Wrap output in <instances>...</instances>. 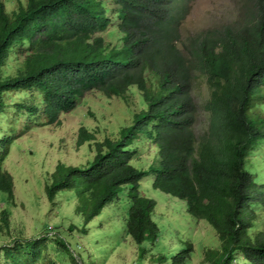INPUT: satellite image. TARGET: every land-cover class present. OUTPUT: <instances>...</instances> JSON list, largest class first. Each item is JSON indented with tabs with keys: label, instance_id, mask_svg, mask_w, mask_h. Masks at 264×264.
I'll use <instances>...</instances> for the list:
<instances>
[{
	"label": "trees",
	"instance_id": "trees-1",
	"mask_svg": "<svg viewBox=\"0 0 264 264\" xmlns=\"http://www.w3.org/2000/svg\"><path fill=\"white\" fill-rule=\"evenodd\" d=\"M191 2L18 0L8 12L0 0V127L4 120L9 128L0 132V201L14 204L4 161L17 146L19 119L37 129L38 123L59 124V115L89 92L131 96L128 120L78 128L75 147L91 152L89 161L59 163L42 177L48 213L73 201L71 214L81 217L84 237L108 207L123 208L119 229L99 233L105 242L111 237L113 247L132 246V264H188L191 240L168 244L170 223L159 229L156 201L140 190L150 176L152 189L184 202L189 217L213 231L212 246L199 247L203 264H264V166L254 159L264 160V0H242L237 23L182 41ZM198 78L208 98L205 125L195 130L192 84ZM8 216L6 208L0 211L3 264H81L64 237L50 238L47 228L39 238L6 241ZM65 234H76L71 219Z\"/></svg>",
	"mask_w": 264,
	"mask_h": 264
},
{
	"label": "rangeland",
	"instance_id": "rangeland-1",
	"mask_svg": "<svg viewBox=\"0 0 264 264\" xmlns=\"http://www.w3.org/2000/svg\"><path fill=\"white\" fill-rule=\"evenodd\" d=\"M3 1L6 3L8 12L14 10L18 4V0ZM241 2L242 0H192L189 3V14L180 27L181 40L185 41L203 30L237 23L243 13ZM179 47L182 48V45L179 44ZM94 94L100 93L95 92ZM192 95L196 104L194 127L195 130H200L204 127L206 121V114L202 110V106L208 98V90L203 79L198 78L197 81L193 82ZM128 98L130 99L127 100L130 106H134L135 100L131 96ZM127 101L120 97L113 98L110 101L94 98L87 104H79V109H75L71 113L59 115V124H56V120L52 124L38 123L35 126L37 129H35L31 128V123L27 121L26 125L22 124L24 127L23 132L22 121L19 119L21 123L16 126V133L18 134L15 143L17 146L14 145L10 148L11 151L4 161L5 169L13 177L15 197L13 205L0 201V211L6 208L9 213V238L6 241L39 238L47 228V236H52L50 238L57 234H60L62 238L64 237L77 263H80L81 260V264H132L135 261L136 252L132 246L113 247L108 243L111 241V237H108L105 242V238L102 235L99 236L101 231H113V226L119 229L120 224L115 221L122 220L123 208L121 212L120 208L112 209L115 206L108 207L107 211L110 213L106 215V218L103 220H100L103 217L96 219V221L100 220V224L96 226L89 225L88 234L83 237L78 232L83 228L81 217L77 215L75 217L71 214L74 209L73 201L70 204L60 202L59 207L61 208L59 210L55 207L51 213H48L49 205L44 196L43 185L40 184L42 177L44 178L49 175L48 173H52L54 167L59 163L78 166L89 161L92 158L91 152L87 153L85 147H75L78 128L82 124L93 130L97 129L99 125H107L108 123L113 126L126 119L128 120L124 114ZM104 106L107 107L102 110ZM89 108L92 111L100 112H97L96 121L81 118L83 114L88 113ZM1 124L0 132H3L4 129L9 132V128H5L4 120H1ZM101 137L100 134L96 135L97 140ZM254 159L257 165L264 166V160L257 159L256 156ZM138 165L141 164L138 163ZM150 178L148 176L145 179L140 186V190L145 197L156 201L154 220L159 229L161 230L162 221L170 223L166 225V231H171L172 234H165L166 241L176 240V237H181L184 241L190 239L193 253L188 264H203L202 250L199 247L212 246L213 231L204 221H195L190 218L186 212L184 202L152 189ZM111 209L112 211H110ZM69 219L76 223V234L74 236L65 234ZM109 222L112 223V226H108ZM91 239H96L97 242L91 243ZM171 243L174 242L170 241L168 244ZM103 246L108 251L107 256L106 253H103ZM213 247H217V243ZM98 248L100 251H97ZM86 249L89 255L88 258L84 253ZM50 250L47 249L46 253H49ZM78 255H80V258ZM63 261H67V259ZM0 264H3V258L1 257Z\"/></svg>",
	"mask_w": 264,
	"mask_h": 264
},
{
	"label": "clouds",
	"instance_id": "clouds-1",
	"mask_svg": "<svg viewBox=\"0 0 264 264\" xmlns=\"http://www.w3.org/2000/svg\"><path fill=\"white\" fill-rule=\"evenodd\" d=\"M180 36H181V30H180ZM95 92H96V91H95ZM95 92H89V93L85 94L84 98L82 99V103H83V104H87L88 102L92 101L94 98H96V99H98V100H103V101H106L107 99L117 98V97L106 98V97H104V96L101 94V92H98V93H100V94H94ZM82 103H81V104H82ZM78 106H79V105H78ZM78 106H76L75 109H79ZM106 107H107V106L102 107V110H104ZM75 109H74V110H75ZM74 110H73V111H74ZM73 111H71V112H73ZM71 112H70V113H71ZM97 112L99 113V111H92L91 108H89L88 113H87V114H83V115L81 116V118H82V119H88V118L90 119L91 115H93V114H95V113H97Z\"/></svg>",
	"mask_w": 264,
	"mask_h": 264
}]
</instances>
